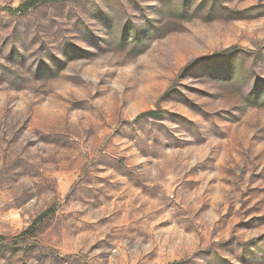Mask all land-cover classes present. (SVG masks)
I'll return each instance as SVG.
<instances>
[{
  "label": "rangeland",
  "instance_id": "1",
  "mask_svg": "<svg viewBox=\"0 0 264 264\" xmlns=\"http://www.w3.org/2000/svg\"><path fill=\"white\" fill-rule=\"evenodd\" d=\"M26 1L0 0V264H264V0Z\"/></svg>",
  "mask_w": 264,
  "mask_h": 264
},
{
  "label": "trees",
  "instance_id": "2",
  "mask_svg": "<svg viewBox=\"0 0 264 264\" xmlns=\"http://www.w3.org/2000/svg\"><path fill=\"white\" fill-rule=\"evenodd\" d=\"M60 1H65V0H28V1L24 2L23 4H21L18 7V9L19 10H21V9H25L26 10V9H29L32 6L40 4V3L60 2ZM161 115H162L161 111L151 109V110H147V111L139 114L136 119H141L143 117H156L157 118V117H160ZM39 219H41V216H40V218L36 219L35 223H38ZM34 227H35V224L30 226L26 231H32Z\"/></svg>",
  "mask_w": 264,
  "mask_h": 264
}]
</instances>
